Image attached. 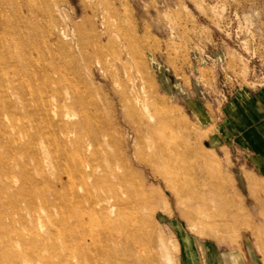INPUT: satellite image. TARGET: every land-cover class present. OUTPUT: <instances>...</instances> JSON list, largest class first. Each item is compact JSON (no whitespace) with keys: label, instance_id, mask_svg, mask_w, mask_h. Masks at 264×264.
I'll return each instance as SVG.
<instances>
[{"label":"rangeland","instance_id":"rangeland-1","mask_svg":"<svg viewBox=\"0 0 264 264\" xmlns=\"http://www.w3.org/2000/svg\"><path fill=\"white\" fill-rule=\"evenodd\" d=\"M12 1L26 4L20 12L38 42L51 48L54 83L76 92L69 113L84 108L85 124L109 123L111 137L128 141L132 158L142 141L177 147L187 156L188 175L199 177L211 220L229 221V230H212L211 220L198 218V201L157 165L135 162L152 194L142 216L155 226L150 248L158 264H168V256L173 264H227L233 256L230 264H264V172L231 124L264 90V0H0L5 20L15 10ZM37 141L38 151L47 150L46 139ZM197 149L201 165L191 158ZM6 210L1 203L0 214ZM24 222L60 229L44 210ZM149 252L140 249L143 264H154ZM44 254L60 262L55 249Z\"/></svg>","mask_w":264,"mask_h":264},{"label":"bare ground","instance_id":"bare-ground-1","mask_svg":"<svg viewBox=\"0 0 264 264\" xmlns=\"http://www.w3.org/2000/svg\"><path fill=\"white\" fill-rule=\"evenodd\" d=\"M12 5L7 20L0 9V204H7L0 214V264H143L141 248L158 264L150 248L155 226L151 221L147 226L142 216L152 194L144 191L135 162L157 165L189 200L198 201L199 220H211L199 177L188 175L187 156L177 147L139 141L143 148L132 158L128 141L111 137L109 123L85 124L89 113L84 108L70 114L78 104L76 92L54 83L51 48L38 42L20 12L26 4ZM131 131L137 132V126ZM38 136L49 144L43 152L37 149ZM190 154L195 163L204 162L201 150ZM40 210L60 229L41 222L25 225L26 217H36ZM208 227L229 230V221L216 217ZM53 237L61 244L51 243ZM51 249L59 263L45 256ZM166 260L174 263L171 256Z\"/></svg>","mask_w":264,"mask_h":264},{"label":"crops","instance_id":"crops-1","mask_svg":"<svg viewBox=\"0 0 264 264\" xmlns=\"http://www.w3.org/2000/svg\"><path fill=\"white\" fill-rule=\"evenodd\" d=\"M255 98L257 105L252 106V110L242 108L241 116H237L235 118L236 123L231 122V124L235 126L234 132H238L237 129H240L237 134L242 137L243 141H246L247 146L252 148V154L254 157L259 158L262 171L264 172V90L258 93ZM187 105L191 109L192 107L196 108V104L192 101L187 102ZM237 123L241 124L240 128L236 127ZM239 135H237V138ZM254 144L257 148L253 146Z\"/></svg>","mask_w":264,"mask_h":264}]
</instances>
